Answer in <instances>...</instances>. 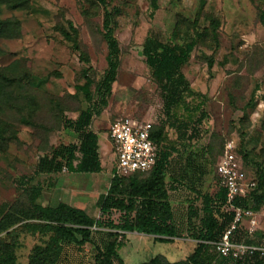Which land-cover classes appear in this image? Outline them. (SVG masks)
I'll return each mask as SVG.
<instances>
[{
	"label": "rangeland",
	"instance_id": "obj_1",
	"mask_svg": "<svg viewBox=\"0 0 264 264\" xmlns=\"http://www.w3.org/2000/svg\"><path fill=\"white\" fill-rule=\"evenodd\" d=\"M156 4L153 9L150 0H0V259L8 256L29 264L32 258L45 264L43 257H50L57 245L53 264H102L99 251L109 238L108 228L92 227L87 240L76 232L55 240L35 214L38 205L55 207L65 202L92 218L100 217L101 199L114 176L109 131L115 121L162 126L164 146L172 147L171 163L162 178L176 236L171 242H159L153 234L136 229L119 231L113 238L122 242L118 252L125 264L188 259L198 242L193 232L201 215L198 211L189 223L187 206L191 202L200 206L195 189L211 195L217 191L216 164L226 141L233 142L241 159L246 156L248 162L242 166L248 177H255L254 163L264 169V26L260 21L264 0H156ZM107 12L120 50L111 92L106 105H101L95 84L107 68L103 27ZM148 35L168 43L195 39L182 66L193 93H184L176 109L178 117L187 118L185 108L201 102L192 120L200 111L204 117L193 139L178 136L169 124L162 90L142 53ZM85 71L92 80L89 102L80 89ZM87 107L99 110L88 128L98 135L102 170L36 173L40 156L51 155L60 144L79 143L80 134L68 121ZM195 161L203 171L195 188L191 172H186L184 186L173 189L181 170ZM150 173L123 176L121 190L134 202L132 218L140 212L142 199L130 195L129 179L145 180ZM107 218L118 223L122 213L113 208L103 216ZM243 224L248 225V220ZM263 232L264 217L259 213L252 235Z\"/></svg>",
	"mask_w": 264,
	"mask_h": 264
},
{
	"label": "trees",
	"instance_id": "obj_2",
	"mask_svg": "<svg viewBox=\"0 0 264 264\" xmlns=\"http://www.w3.org/2000/svg\"><path fill=\"white\" fill-rule=\"evenodd\" d=\"M150 6L153 9L156 8V0H150ZM260 21L264 26V9L260 12ZM110 22V13L107 12L103 19L104 37L107 43V68L102 78L95 84V92L100 98L99 102L101 105H106V96L111 92V84L115 80L120 50L118 41L113 35V28ZM65 37L69 38V34L65 33ZM195 43V39L184 43H168L148 35L142 46L145 63L150 68L153 77L157 80L162 90L163 110L171 118L169 124L176 128L178 136L188 139L195 137L198 132V126L204 117V113L200 111L198 116L192 120V115L200 108V101L185 108L188 111L187 118H180L176 115V109L179 107L183 94L193 93L182 72V66L188 60ZM91 83L92 80L85 71V83L80 86V89L84 93L85 100L88 102L92 99V94L89 91ZM98 113L99 110L87 107L78 113L74 121L69 120L68 124L80 134L79 143L77 145L60 144L53 149L51 155L40 156L35 172H58L64 168L69 172L77 173L100 172L102 165L98 152V135L88 128L92 115ZM150 137L159 146L158 158L150 169L151 175L145 180H137L135 177H130L129 179V186L132 189L130 195L142 199L140 212L134 218L131 217V212L134 210V202L130 196H124L121 190V182L124 179V175L114 173L108 191L101 199L99 207L100 217L98 218H92L84 210L65 202H59L55 207L36 206L35 217L44 221L46 229L53 232L55 240L72 237L75 232L87 240L91 235L92 227L108 228L109 238L103 242L102 249L99 251L98 260L102 264H125L118 252L122 242L113 238L119 234V231L126 232L136 229L145 234H153L156 241H172V238L176 236V227L171 222L172 211L168 201V191L167 188H163L162 178L163 173L171 163L172 152L170 149L172 147L164 146L165 131L162 126L153 125ZM242 159L243 163L248 162L244 154ZM190 162L191 160L187 163L189 164ZM201 169L202 166L198 162H193L186 170H181V177H176V181L173 182L171 187L178 189L184 186L182 183H184L186 172H191L190 182L195 188L196 178L203 174ZM254 172L256 180L255 188L250 190L245 197L237 198L235 204L241 206L264 204L263 165L259 162L254 163ZM195 190L196 197L200 198V206L197 208L192 202L187 206L189 223L193 224L192 219L197 216L198 211L201 215L200 225L193 232V237L198 241L193 252L184 262L168 263L153 258L149 264H245L226 258L223 261L216 259L209 244V242L217 241L220 238L222 232L232 220V212L226 209L225 206V189L218 185L217 191L212 195L200 193L197 189ZM113 208L122 213V219L118 223L109 218L103 220V216L110 213ZM261 236H264V232L259 234V237ZM51 249V256L43 257V260L46 261L45 264H53L58 257L59 247L54 245ZM36 254L38 255V253ZM36 261L30 258L29 264H40ZM0 264L20 263L7 256L0 259ZM250 264H264V261L256 260Z\"/></svg>",
	"mask_w": 264,
	"mask_h": 264
},
{
	"label": "built area",
	"instance_id": "obj_3",
	"mask_svg": "<svg viewBox=\"0 0 264 264\" xmlns=\"http://www.w3.org/2000/svg\"><path fill=\"white\" fill-rule=\"evenodd\" d=\"M153 125L150 121L138 123L131 120H118L111 125L109 138L115 154V174L147 171L154 166L159 146L150 137ZM216 171L218 185L225 189V206L232 212V220L217 241L209 242L212 252L221 261L225 258L245 264L264 261V236L252 235L257 215L260 213L264 217V211H261L264 204H235L237 198L245 197L255 188L256 180L247 176L231 140L224 144ZM245 219L248 225L243 224Z\"/></svg>",
	"mask_w": 264,
	"mask_h": 264
}]
</instances>
